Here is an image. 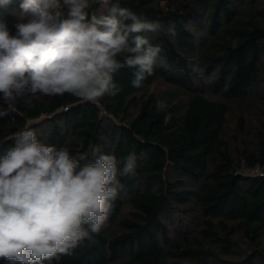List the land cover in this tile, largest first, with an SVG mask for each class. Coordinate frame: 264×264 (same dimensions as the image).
<instances>
[{"label":"trees","instance_id":"obj_1","mask_svg":"<svg viewBox=\"0 0 264 264\" xmlns=\"http://www.w3.org/2000/svg\"><path fill=\"white\" fill-rule=\"evenodd\" d=\"M119 3L161 23V31L142 35L161 47L169 70L156 69L136 88L134 69L124 67L114 73V97L84 102L65 93L30 105L18 98L16 110L0 116V158L27 129L72 155L98 147L118 160L137 156L135 175L120 178L124 189L107 225L71 255L44 264H264V116L247 130L240 113L241 145L225 137L231 103L251 99L264 111V95L252 98L264 87V0ZM110 6L91 12L107 16ZM20 11L19 0L0 8V22L13 34ZM172 25L175 36L167 33ZM159 80L171 87L150 91ZM157 100L166 111H157ZM7 108L0 94V110ZM255 169L261 173H245ZM176 216L197 221L181 226Z\"/></svg>","mask_w":264,"mask_h":264},{"label":"clouds","instance_id":"obj_2","mask_svg":"<svg viewBox=\"0 0 264 264\" xmlns=\"http://www.w3.org/2000/svg\"><path fill=\"white\" fill-rule=\"evenodd\" d=\"M12 3L0 0V8ZM96 4H111L109 15L91 12ZM19 9L14 34L0 22V94L8 105L0 116L15 111L18 98L30 105L67 93L98 102L118 94L114 73L121 68L134 69L132 86L139 88L156 69L171 67L161 47L142 35L161 31V23L119 0H19ZM167 33L175 36V26ZM156 108L167 105L157 100ZM13 139L0 158V259L44 264L71 255L106 225L124 189L120 178L135 175L136 153L118 160L94 147L72 155L41 142L32 129Z\"/></svg>","mask_w":264,"mask_h":264},{"label":"rangeland","instance_id":"obj_3","mask_svg":"<svg viewBox=\"0 0 264 264\" xmlns=\"http://www.w3.org/2000/svg\"><path fill=\"white\" fill-rule=\"evenodd\" d=\"M171 85L164 81V80H159L157 82H155L151 87H150V91H155V92H160L161 90H164L166 88H170ZM264 95V87H262L260 89V92L257 96L252 97L254 101H258L259 99L257 98L258 96H263ZM244 112L245 113V120H246V126H247V130H251L252 128L256 127L258 124V120L261 119L264 116V111L261 108V105L259 104V102L257 103H253L251 99L248 100V102L246 101L245 105L240 106L237 103H231L230 105V111L229 114L227 116V123H226V127H225V137H227V139H229V141L231 142L232 146H237V145H241L240 144V139L242 137L241 133H240V127H239V115L240 113ZM41 120V119H40ZM245 173L248 174H257V173H261L260 170H245ZM130 209L129 203L127 202L126 199V207H125V212H127ZM178 216H176L175 218V223L179 224L181 226H185L188 223V226H191L192 228L195 226L197 218L194 216L191 219H186L184 220V218H180L179 220L177 219ZM188 221V222H187ZM108 223V222H107ZM106 223V225H107ZM105 225V226H106ZM243 237L241 238V242L244 243V240H242ZM178 264H191L189 261H180L178 262Z\"/></svg>","mask_w":264,"mask_h":264}]
</instances>
